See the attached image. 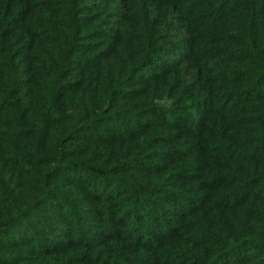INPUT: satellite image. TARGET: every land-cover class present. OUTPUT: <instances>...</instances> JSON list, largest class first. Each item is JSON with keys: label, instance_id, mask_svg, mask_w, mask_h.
Here are the masks:
<instances>
[{"label": "trees", "instance_id": "trees-1", "mask_svg": "<svg viewBox=\"0 0 264 264\" xmlns=\"http://www.w3.org/2000/svg\"><path fill=\"white\" fill-rule=\"evenodd\" d=\"M0 264H264V0H0Z\"/></svg>", "mask_w": 264, "mask_h": 264}]
</instances>
